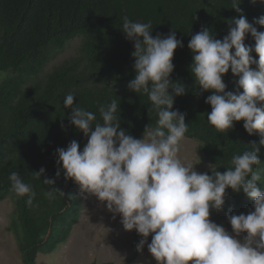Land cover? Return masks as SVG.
Returning <instances> with one entry per match:
<instances>
[{"label":"trees","instance_id":"1","mask_svg":"<svg viewBox=\"0 0 264 264\" xmlns=\"http://www.w3.org/2000/svg\"><path fill=\"white\" fill-rule=\"evenodd\" d=\"M236 2L240 11L233 8V0H0V75L9 73L0 81V201L8 197L15 201L17 214L12 228L23 264H36L40 253H53L66 243L82 213L78 187L65 181L63 173L55 186L65 195L57 193L55 199L45 196L50 186L42 181L44 177L55 178L57 148H66L76 140L82 151L87 143L83 132L70 124L71 108L63 106L66 95L75 94L73 107L93 112L97 121L101 119L99 106L116 99L121 128L137 139L143 138L146 126L156 124L147 96L127 88L135 77L134 45L122 31L123 17L151 21L153 37L175 31L182 41L184 46L174 52L170 79L182 83L187 92L174 97L172 110L185 114V137L201 143L215 170L224 172L234 155L252 150L251 143H259V133L249 135L243 121L222 133L209 124L211 106L205 100L212 92H200L190 71L193 60L187 45L203 28L214 38L223 39L231 21L244 15L264 32V26L254 23L264 16V0ZM75 37L81 38L78 55L42 76L51 58ZM245 44L254 46L251 34ZM253 56L258 59L255 53ZM222 79L226 91L235 90L238 77L230 70ZM259 158L254 170L261 174L257 186L264 192V147ZM41 168L45 169L44 177L37 179L35 172ZM12 172L35 192L31 204L28 195L20 197L12 190ZM206 172L211 175V170ZM252 203L242 191L228 189L223 209L211 210L210 218L214 213L247 214L253 210ZM147 239L151 241V235Z\"/></svg>","mask_w":264,"mask_h":264},{"label":"clouds","instance_id":"2","mask_svg":"<svg viewBox=\"0 0 264 264\" xmlns=\"http://www.w3.org/2000/svg\"><path fill=\"white\" fill-rule=\"evenodd\" d=\"M233 3L240 11L239 2ZM254 23L264 26V16ZM152 29L151 21L123 17L122 31L134 45L135 77L127 88L147 96L157 116L155 126H146L143 138H134L121 128L116 99L99 106L97 121L93 112L73 107L76 97L69 93L63 106L71 108L70 124L83 132L87 143L82 151L76 140L56 149L55 178L44 177V168L35 176L44 177L43 184L50 186L44 194L51 200L57 193L65 195L55 186L63 173L81 195L95 197L113 218L119 215L124 230H135L142 237L137 250L147 245L157 264H264V192L257 186L261 174L254 170L264 147V32L241 15L231 21L223 39L203 28L188 42L195 85L200 92H212L205 100L211 106L209 124L222 133L243 121L249 135H260L259 143L234 155L224 172L209 165L210 175L183 163L178 155L188 124L184 113L172 109L174 97L187 89L170 77L174 52L184 45L175 31L153 37ZM248 34L254 46L245 44ZM229 70L238 77L234 91H226L222 79ZM9 180L15 194L28 195L31 204L36 195L31 186L17 172ZM228 189L242 191L253 201L247 214L227 215L231 232L210 219L211 210L223 209Z\"/></svg>","mask_w":264,"mask_h":264},{"label":"rangeland","instance_id":"3","mask_svg":"<svg viewBox=\"0 0 264 264\" xmlns=\"http://www.w3.org/2000/svg\"><path fill=\"white\" fill-rule=\"evenodd\" d=\"M80 45V37L71 39L65 48L47 63L42 76L64 61L77 56ZM8 75L9 73L1 74L0 81ZM178 155L183 163L193 164L198 172L211 170L209 165L215 166L205 156L201 143L193 138L185 137L181 141ZM81 197L82 213L68 241L53 253H40L36 264H92L94 262L157 264L151 257L147 245L142 250H137L140 241L137 232L124 230L119 215L113 218V214L95 197L87 195H81ZM16 214L13 197L0 201V264H23L17 236L12 228V220ZM210 219L231 232V225L226 214L214 213Z\"/></svg>","mask_w":264,"mask_h":264}]
</instances>
